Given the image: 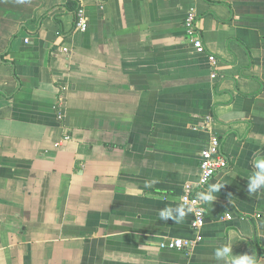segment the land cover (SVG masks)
<instances>
[{"label":"crops","instance_id":"1","mask_svg":"<svg viewBox=\"0 0 264 264\" xmlns=\"http://www.w3.org/2000/svg\"><path fill=\"white\" fill-rule=\"evenodd\" d=\"M211 134L202 242L162 250ZM262 239L264 0H0V264H264Z\"/></svg>","mask_w":264,"mask_h":264},{"label":"built area","instance_id":"2","mask_svg":"<svg viewBox=\"0 0 264 264\" xmlns=\"http://www.w3.org/2000/svg\"><path fill=\"white\" fill-rule=\"evenodd\" d=\"M183 27L185 35L189 39L195 53L201 55L206 54L201 32L197 28V14L194 8L191 7L187 10L183 20ZM74 29L77 32H85L87 29L85 13L81 7H78L75 12ZM61 52L67 54L69 50L66 47H62ZM207 59L212 70L210 77L211 79H216L215 66L217 60L212 54H209ZM64 139L69 140L70 138L66 135ZM229 165L230 159L223 152L219 137L211 134L199 155L198 180L194 184H185L180 198L181 206L192 216L190 229L194 236L192 239L164 240L159 244L160 249L177 251L191 250L202 242L201 230L206 219L205 190L215 176L227 170ZM220 219L230 220L231 215L225 213Z\"/></svg>","mask_w":264,"mask_h":264},{"label":"clouds","instance_id":"3","mask_svg":"<svg viewBox=\"0 0 264 264\" xmlns=\"http://www.w3.org/2000/svg\"><path fill=\"white\" fill-rule=\"evenodd\" d=\"M260 181H254L253 182V189L256 184H258ZM218 186H213V189H215ZM206 199H211V197H206ZM231 249L229 247H224L223 252L224 253H230ZM217 255H220V252H217ZM232 264H254V259L252 257H249L248 255H242L240 258L234 260Z\"/></svg>","mask_w":264,"mask_h":264},{"label":"trees","instance_id":"4","mask_svg":"<svg viewBox=\"0 0 264 264\" xmlns=\"http://www.w3.org/2000/svg\"><path fill=\"white\" fill-rule=\"evenodd\" d=\"M66 9L70 12H73L74 16H75V12L77 10V7L75 6L74 2L68 1L66 4Z\"/></svg>","mask_w":264,"mask_h":264},{"label":"water","instance_id":"5","mask_svg":"<svg viewBox=\"0 0 264 264\" xmlns=\"http://www.w3.org/2000/svg\"><path fill=\"white\" fill-rule=\"evenodd\" d=\"M261 246L264 248V239L261 240Z\"/></svg>","mask_w":264,"mask_h":264}]
</instances>
